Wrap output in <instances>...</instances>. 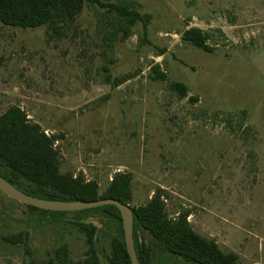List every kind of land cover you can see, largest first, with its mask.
Masks as SVG:
<instances>
[{"label":"rangeland","instance_id":"374dc122","mask_svg":"<svg viewBox=\"0 0 264 264\" xmlns=\"http://www.w3.org/2000/svg\"><path fill=\"white\" fill-rule=\"evenodd\" d=\"M106 2L133 3L151 20L112 48L118 17L99 6L58 32L0 24V116L18 106L57 137L62 173L82 174L102 193L115 174H132L131 207L163 190L171 218L190 211L195 232L244 264H264V0ZM194 27L210 35L213 53L182 42ZM155 65L166 81L153 79ZM136 71L116 89L107 81ZM91 216L94 250L110 264L118 225ZM86 217L34 210L0 192V264H51L63 246L83 262L89 245L75 222ZM20 233L22 243L8 241ZM156 264L183 263L158 254Z\"/></svg>","mask_w":264,"mask_h":264},{"label":"trees","instance_id":"16d2710c","mask_svg":"<svg viewBox=\"0 0 264 264\" xmlns=\"http://www.w3.org/2000/svg\"><path fill=\"white\" fill-rule=\"evenodd\" d=\"M87 5L99 6L108 13L117 15V27L108 38L111 48L119 34H123L122 39H125L132 34V29L137 23L142 22L147 26L151 20L150 15L140 14L137 5L130 2L0 0V24L22 29L47 26L49 30L58 32L73 24ZM209 39V34L195 27L187 29L181 37L182 42L204 52L213 53L214 48L209 45ZM152 72L155 74L154 80H167L159 65H155ZM138 74L136 71L114 78L107 77V81L116 89L136 78ZM169 88L181 99L188 97L189 90L183 83L172 82ZM56 139L55 136H47L38 124H33L20 107H11L0 116V175L19 190L42 199L89 202L114 198L130 205L133 200L132 174H115L102 193L98 183L87 180L82 174L74 176L60 171V154L55 148ZM164 196L163 190H157L146 205L132 207L135 248L141 264H156L158 254L180 260L183 264H244L236 254L225 253L217 242L195 232L188 220L190 211H182L177 217L171 218L166 211ZM75 214L87 216L85 220L75 222V226L85 236L89 245L86 258L83 262L73 263L69 259L67 247L63 246L55 251L51 264H100V257L94 250L99 229L92 222H88L91 215L97 214L114 220L118 225L117 235L111 240L109 263L132 264L124 240L121 215L115 206H103ZM140 232L150 239L149 244L145 242V238L140 237ZM7 239L13 244L22 243L23 234H15Z\"/></svg>","mask_w":264,"mask_h":264},{"label":"water","instance_id":"95a60500","mask_svg":"<svg viewBox=\"0 0 264 264\" xmlns=\"http://www.w3.org/2000/svg\"><path fill=\"white\" fill-rule=\"evenodd\" d=\"M0 192L21 204L50 212L73 213L91 210L103 206H115L119 210L121 215L124 240L131 262L132 264H141L135 248L134 215L132 207L130 205L125 204L114 198H107L89 202H65L58 200L42 199L19 190L7 180H5L1 175Z\"/></svg>","mask_w":264,"mask_h":264}]
</instances>
